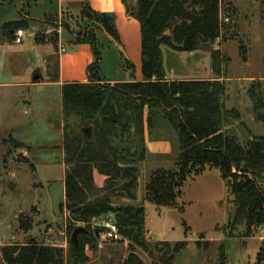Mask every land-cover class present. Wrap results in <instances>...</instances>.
<instances>
[{"label":"trees","instance_id":"1","mask_svg":"<svg viewBox=\"0 0 264 264\" xmlns=\"http://www.w3.org/2000/svg\"><path fill=\"white\" fill-rule=\"evenodd\" d=\"M3 0H0V5ZM238 0H138L136 18L142 35L143 81L114 85L101 83L98 71L102 61L97 32L106 37L104 28L119 43L114 18L85 7L81 19L87 26L76 33L75 44L88 43L94 50L95 62L89 67L90 84H71L63 88L64 152L67 166L62 210L69 214L70 235L79 224L88 234L79 236L76 248L70 238V257L60 247L40 245L30 240L24 245L5 247L7 264H87L82 241L98 239L92 222L114 215L124 239L145 247L146 211L144 201L162 207H176L186 181L207 168L218 169L226 181L234 205L231 227L264 224V137L251 136L246 144L224 131L229 121L238 122L240 113L224 106V56L215 49L223 37L222 15L233 13ZM258 1V0H252ZM229 18L225 15L224 19ZM24 21L6 23L2 33L13 39L14 32L24 29ZM70 29L69 25H65ZM171 35L167 36L166 31ZM111 43V42H110ZM112 44V43H111ZM176 52L196 50L210 52L213 80L168 81L162 47ZM128 69L133 65L126 60ZM255 109L261 113L264 104L256 95ZM148 115L145 117V109ZM161 115L175 130L179 156L175 167L153 171L148 177L142 203H120L123 198L137 199L138 156L145 158V130L155 125ZM92 127V140L82 133ZM106 177L103 187L96 175ZM116 202L120 204L114 205ZM22 228L31 229L20 221ZM229 222V223H230ZM184 248L187 241L177 242ZM81 245V246H80ZM123 264H141L132 254ZM225 264V262H223Z\"/></svg>","mask_w":264,"mask_h":264},{"label":"rangeland","instance_id":"2","mask_svg":"<svg viewBox=\"0 0 264 264\" xmlns=\"http://www.w3.org/2000/svg\"><path fill=\"white\" fill-rule=\"evenodd\" d=\"M36 1L4 0L0 5V82H21L26 78L25 72L17 74L6 70L15 51L13 47L17 45L9 43L2 27L21 18L20 8L35 16ZM42 9L39 6L37 13ZM50 11L53 12L51 8ZM224 12L229 21L225 22L222 15L223 37L215 45L224 56V106L240 113L238 122L229 121L225 127L244 145L252 135L264 137V119H259L251 96H258L264 104V0H238L233 13ZM26 31L28 34L29 30ZM163 51L166 67L180 76H202L197 72L208 66L201 60L205 55L202 50L180 54L165 46ZM105 68L102 72L113 71L109 61ZM22 90L0 88V264H7L3 260L5 247L24 245L30 240L61 247L65 258L69 259L72 236L68 228L69 214L61 209L65 201V171L58 148L62 136L48 120L56 121L59 96L57 90L37 89L34 96L33 91L28 96L31 105L27 103L22 109V97L28 94L27 89ZM261 113L264 115V109ZM155 122L159 128L154 136L171 141L173 152L167 158L144 164V179L164 166L174 168L179 156L175 130L161 115H156ZM213 173L222 198L211 201L200 182L197 184L200 188L195 189L184 184L179 200L183 205L177 200L176 207H158L147 201V213L156 231L146 234V246H137L127 239L118 243L104 242L99 236L93 243L83 240L87 264H123L132 254L141 264H264V224L231 227L230 214L234 206L229 196L226 203L228 189L219 170ZM259 183L264 188V178ZM142 186L144 196L143 178ZM186 192L202 199L185 205ZM117 204L120 203L114 205ZM21 220L26 226L31 225V229L22 228ZM157 233H161V237ZM182 241L188 242L184 248L176 245Z\"/></svg>","mask_w":264,"mask_h":264},{"label":"crops","instance_id":"3","mask_svg":"<svg viewBox=\"0 0 264 264\" xmlns=\"http://www.w3.org/2000/svg\"><path fill=\"white\" fill-rule=\"evenodd\" d=\"M36 6L38 9L39 6L43 9L39 13H37V9L35 16H32L29 13H24L21 8L19 9V7H17L21 15V18L17 21H24L26 23L24 30H29L28 34L26 31L24 41L21 44H15L13 39L11 40L7 36L9 43L17 46L13 47L15 51L12 52L13 56L9 58L7 63L8 69L6 70L17 74L19 71L25 72L26 78L21 82H0V88L15 87L24 89V91L27 89L28 94H24L22 97V109L27 107V103L30 104L32 102H28V96L31 95L32 91L34 96L37 89L46 88V90H57L59 103L58 108H56V121L50 118L48 120L50 121V125L57 128L62 136V142L58 148L61 150L60 160L63 165V171H65L63 182L64 189L67 166L64 159L65 122L63 115V88L66 85L71 84L92 83L89 67L96 60L94 50L90 44L74 43L76 33L87 26V24L81 19L82 10L88 6L98 13L107 14L113 17L119 34L120 43L127 54L126 58L113 44L110 43L107 37H104L101 33L97 32L100 42V52L102 55L101 65L98 71L101 83L114 85L131 81H143L141 52L142 35L140 22L136 18L138 0H37ZM50 8L53 12L50 11ZM65 25H69L70 29L67 30ZM31 29L32 32H30ZM164 47L165 46L162 47L163 58ZM197 51L199 50L193 52ZM202 51L205 52V55L201 57V60L208 65L204 71L197 72L202 74V76H180L176 71L170 70L166 67L164 58L166 79L168 81L215 79L210 52L206 50ZM187 58L188 57H186V59ZM126 60L133 65V69H128ZM107 61L110 62L111 71L113 69L112 72H105ZM39 63L41 65L40 67L38 65ZM102 70L105 71L102 72ZM102 73H104V75H102ZM24 91L22 90V92ZM147 115L148 110L146 108L145 117H147ZM226 127H224V131L227 132L228 128ZM158 128L159 125H157L156 122L152 129H148L146 126L144 136L146 151L145 158L137 165L141 168L142 175L145 171V168L143 167L144 164L147 165L150 161H155L159 158H167L173 152V143L171 141L163 137L154 136V132ZM82 133L86 135L89 140H92L91 125L85 126L82 129ZM162 169L170 168L164 166ZM215 170L218 169L207 168L202 174L189 178L186 181L185 186L189 188L194 186V189L197 187L200 188L197 184L201 182V189L204 193H207L209 199L211 201L219 200L222 198V192H220L219 186H216L215 184L214 179L216 174L213 173ZM219 174L222 178L220 171ZM142 178L145 185L147 179L145 178V180L144 177ZM95 179L97 186L103 187L106 177L97 174ZM224 182L227 187L225 180ZM187 194L188 192L184 194L185 205L192 204V200L202 199V196L197 197V195H192L190 193V195ZM226 196L227 203L229 194L226 193ZM181 197L178 199V204ZM182 202H180L181 205H183ZM120 203L122 202L120 201ZM146 203L148 202L144 201L143 204L146 211V234L149 232L152 235L154 233L153 230L156 231V229L151 223V219L147 213ZM228 206L231 207L229 204ZM157 234L159 237L162 235L161 233Z\"/></svg>","mask_w":264,"mask_h":264},{"label":"built area","instance_id":"4","mask_svg":"<svg viewBox=\"0 0 264 264\" xmlns=\"http://www.w3.org/2000/svg\"><path fill=\"white\" fill-rule=\"evenodd\" d=\"M224 20L225 22L229 21L227 18ZM25 37L26 31L24 29H18L14 33L13 42L15 44H21ZM91 225L93 229H98V235L104 242L118 243L124 240L113 215L94 220Z\"/></svg>","mask_w":264,"mask_h":264},{"label":"water","instance_id":"5","mask_svg":"<svg viewBox=\"0 0 264 264\" xmlns=\"http://www.w3.org/2000/svg\"><path fill=\"white\" fill-rule=\"evenodd\" d=\"M102 31L104 33V35L107 37V39L127 58V54L126 51L124 49V47L122 46L121 43H119L112 35H110L104 28H102ZM167 36L170 35V31H166L165 33ZM131 153L134 154L135 156H138V162H142L143 158H142V154H140L136 148V146H133ZM137 173H138V189H137V199L136 200H130L128 198H123L120 201L124 204H139L142 203V172H141V168L139 166H134L133 167ZM82 234H88V230L85 229L82 226H78L75 228V230L72 233L71 236V241L74 244V246L76 248L79 247V236ZM98 235V232H97ZM247 264H251V262H248Z\"/></svg>","mask_w":264,"mask_h":264}]
</instances>
